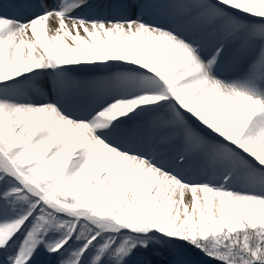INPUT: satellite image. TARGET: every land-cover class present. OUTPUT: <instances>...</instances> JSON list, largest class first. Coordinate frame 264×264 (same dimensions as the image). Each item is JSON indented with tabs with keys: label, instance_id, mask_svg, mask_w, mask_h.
Masks as SVG:
<instances>
[{
	"label": "snow or ice",
	"instance_id": "obj_1",
	"mask_svg": "<svg viewBox=\"0 0 264 264\" xmlns=\"http://www.w3.org/2000/svg\"><path fill=\"white\" fill-rule=\"evenodd\" d=\"M0 264H264V0H0Z\"/></svg>",
	"mask_w": 264,
	"mask_h": 264
}]
</instances>
